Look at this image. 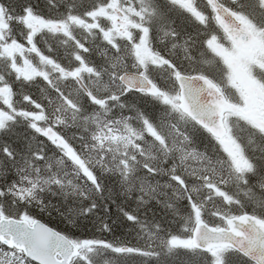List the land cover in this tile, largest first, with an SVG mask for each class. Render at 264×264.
<instances>
[{
    "label": "snow or ice",
    "instance_id": "6c2138e0",
    "mask_svg": "<svg viewBox=\"0 0 264 264\" xmlns=\"http://www.w3.org/2000/svg\"><path fill=\"white\" fill-rule=\"evenodd\" d=\"M0 264H264V0H0Z\"/></svg>",
    "mask_w": 264,
    "mask_h": 264
}]
</instances>
